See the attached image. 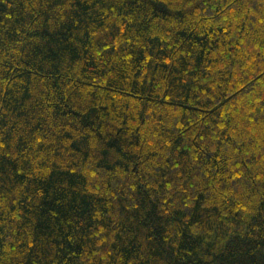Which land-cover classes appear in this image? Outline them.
I'll list each match as a JSON object with an SVG mask.
<instances>
[{"label":"trees","instance_id":"trees-1","mask_svg":"<svg viewBox=\"0 0 264 264\" xmlns=\"http://www.w3.org/2000/svg\"><path fill=\"white\" fill-rule=\"evenodd\" d=\"M0 264H264V0H0Z\"/></svg>","mask_w":264,"mask_h":264}]
</instances>
